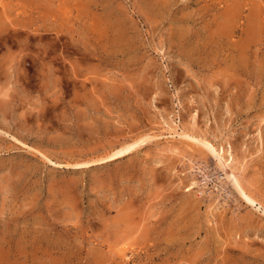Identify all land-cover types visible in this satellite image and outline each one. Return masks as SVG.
Listing matches in <instances>:
<instances>
[{
	"label": "rangeland",
	"instance_id": "obj_1",
	"mask_svg": "<svg viewBox=\"0 0 264 264\" xmlns=\"http://www.w3.org/2000/svg\"><path fill=\"white\" fill-rule=\"evenodd\" d=\"M125 263L264 264V0H0V264Z\"/></svg>",
	"mask_w": 264,
	"mask_h": 264
},
{
	"label": "bare ground",
	"instance_id": "obj_2",
	"mask_svg": "<svg viewBox=\"0 0 264 264\" xmlns=\"http://www.w3.org/2000/svg\"><path fill=\"white\" fill-rule=\"evenodd\" d=\"M171 148H172V147H171ZM171 148H170V149H171ZM170 149H169V150H170ZM177 150H178V149H176V147L173 146V148H172L171 151H172V152H177ZM221 153H222V156L225 158L224 161H225V162H229V164L231 165V169H233V170L235 171L236 166H235V165L233 166V164L235 163V158H234L235 156L232 155L231 150H230L229 148H226V149H225V148L223 147L222 150H221ZM194 164L196 165V163H194ZM192 168H193V167H192ZM195 168H196V166H195ZM233 173H234V172H232L230 175H229V174H226L225 176H226V178H227L228 180L231 179L232 182L235 183V185L237 184V186L240 187V189H241V191H242V187H241L240 184H239V180H238V179H235ZM194 184H195V183L193 182V185H194ZM196 184H197V183H196ZM237 186H236V187H237ZM241 191H240V192H241ZM244 195H245V194H244ZM125 253L127 254V252H125ZM122 256H123V255H122ZM130 256H131V255H130ZM130 256H129V258H130ZM124 257L127 258V255H124ZM125 258H124V259H125ZM129 258H128V259H129ZM122 261H123V260H122ZM125 261H126V260H125ZM125 261H124V262H125ZM221 261H222V260H221ZM125 264H126V263H125Z\"/></svg>",
	"mask_w": 264,
	"mask_h": 264
}]
</instances>
